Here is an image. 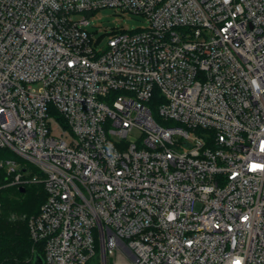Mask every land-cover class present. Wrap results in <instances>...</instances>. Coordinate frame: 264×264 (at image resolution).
<instances>
[{
  "label": "built area",
  "instance_id": "obj_1",
  "mask_svg": "<svg viewBox=\"0 0 264 264\" xmlns=\"http://www.w3.org/2000/svg\"><path fill=\"white\" fill-rule=\"evenodd\" d=\"M0 151L45 264H264V0H0Z\"/></svg>",
  "mask_w": 264,
  "mask_h": 264
},
{
  "label": "trees",
  "instance_id": "obj_2",
  "mask_svg": "<svg viewBox=\"0 0 264 264\" xmlns=\"http://www.w3.org/2000/svg\"><path fill=\"white\" fill-rule=\"evenodd\" d=\"M4 154L0 151V157ZM17 194L10 198L9 192ZM45 199L41 185L25 186L23 192L13 186H6L0 177V264H34L39 257L43 264L44 255L41 244L30 240L28 219L35 216ZM15 216V220H10Z\"/></svg>",
  "mask_w": 264,
  "mask_h": 264
},
{
  "label": "rangeland",
  "instance_id": "obj_3",
  "mask_svg": "<svg viewBox=\"0 0 264 264\" xmlns=\"http://www.w3.org/2000/svg\"><path fill=\"white\" fill-rule=\"evenodd\" d=\"M88 20H89V26L86 28L87 30L93 33L100 30V32L94 36L95 40L98 39L99 37H102L105 34L104 30L106 29L118 28L123 26L125 29L133 30L138 28H145L147 26L144 18L130 14L123 15L122 13H120L118 9H114V8H106L97 11L92 15H90ZM105 41H106L105 39L102 40L100 45H98V50L102 48ZM139 136H140L139 132L133 130L132 132L129 133V137L127 140L129 142H134L138 139ZM3 157L4 156L2 154L0 158ZM0 175H2L1 171H0ZM9 195L10 198H17V194L14 193L13 191H10ZM9 219L15 220V216H10ZM96 261L97 260H95V262ZM111 261L112 260H109V263H111Z\"/></svg>",
  "mask_w": 264,
  "mask_h": 264
},
{
  "label": "water",
  "instance_id": "obj_4",
  "mask_svg": "<svg viewBox=\"0 0 264 264\" xmlns=\"http://www.w3.org/2000/svg\"><path fill=\"white\" fill-rule=\"evenodd\" d=\"M20 192H23V189H20ZM34 264H43L42 260L39 257L34 258Z\"/></svg>",
  "mask_w": 264,
  "mask_h": 264
}]
</instances>
